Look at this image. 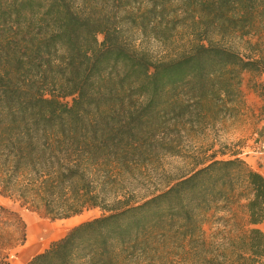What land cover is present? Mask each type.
Returning a JSON list of instances; mask_svg holds the SVG:
<instances>
[{"label": "trees", "instance_id": "1", "mask_svg": "<svg viewBox=\"0 0 264 264\" xmlns=\"http://www.w3.org/2000/svg\"><path fill=\"white\" fill-rule=\"evenodd\" d=\"M182 18L187 53L154 61L131 42L167 43ZM246 71L264 75V0H0V196L52 219L105 211L25 264H160L167 251L188 264L201 260L210 210L245 200L249 222L262 223L264 178L236 154L200 161L142 201L107 197L159 153H179L183 134L232 115ZM251 88L264 100V78ZM25 240L0 205V264ZM246 245L243 264L264 256L259 229Z\"/></svg>", "mask_w": 264, "mask_h": 264}, {"label": "rangeland", "instance_id": "2", "mask_svg": "<svg viewBox=\"0 0 264 264\" xmlns=\"http://www.w3.org/2000/svg\"><path fill=\"white\" fill-rule=\"evenodd\" d=\"M184 23H187V20L182 18L167 43L154 39L150 35L141 36L138 33L132 36L131 42L136 48L147 50L154 61L177 57L187 53L190 47L191 38L186 27L182 26ZM98 39L101 40L102 37L99 36ZM263 78L264 75L260 78L250 72H243L242 98L237 103V108L232 115L218 118L215 123L202 132L183 134L179 143V153L175 155L159 153L157 161L151 166L144 167L139 172L135 171L127 176L124 175L122 181H118L120 184L112 187L108 192L109 201L117 193L121 195L123 192L132 203L142 201L152 194L164 190L181 176L190 173L199 166L198 162L213 156L219 160L230 159L233 154L239 152L237 146L245 145L251 138L261 136L260 132H264V100L251 87L254 82ZM235 203L238 202L234 200L229 204ZM0 205L16 212L25 224L26 240L22 246L9 250L8 264L27 263L32 256L44 251L52 241L64 236L73 226L105 213L104 210L96 207L85 209L69 218L52 219L45 214L42 206H26L17 198L0 196ZM238 210L240 213L242 212L241 207ZM208 213L203 220L202 229L204 224L209 223ZM237 219L238 224H241V214ZM216 221L218 218L212 220V222ZM235 225L236 223L233 222L231 227ZM214 229L211 233L203 231L202 236L205 244L201 260L192 255L188 264H236L238 261L239 264H243L242 258L236 257L234 244L230 243L227 246L221 244L218 226ZM4 232L7 233L8 239L13 240V244L17 234H15L12 222H8L4 226ZM175 257V251H167L162 258L160 257V264H180L179 259ZM243 258L248 259L249 256ZM255 264H264L263 257L258 258Z\"/></svg>", "mask_w": 264, "mask_h": 264}, {"label": "crops", "instance_id": "3", "mask_svg": "<svg viewBox=\"0 0 264 264\" xmlns=\"http://www.w3.org/2000/svg\"><path fill=\"white\" fill-rule=\"evenodd\" d=\"M264 133V132H263ZM260 132L257 138H251L245 145L237 146L239 152L235 153L236 157L242 159L248 166L259 173L264 178V153H256L253 151L254 143L257 139L264 138V134ZM233 158V155L231 156ZM247 201L241 200L235 204H229L225 206L224 209L215 211L210 210L208 213L209 223L204 224L203 231L211 233L214 228L218 226L219 228V242L224 246L234 244L236 257L242 258L251 255V252L246 250V243L249 236V231L252 228H257L262 232L264 227V221L260 224H251L249 222V213L246 207ZM239 207L242 208V212H239ZM242 216V223L238 224V215ZM218 218V221L212 222V220ZM233 222L236 223L235 226L231 227ZM230 236V238H229ZM264 257V256H263ZM239 264V261L236 263Z\"/></svg>", "mask_w": 264, "mask_h": 264}, {"label": "built area", "instance_id": "4", "mask_svg": "<svg viewBox=\"0 0 264 264\" xmlns=\"http://www.w3.org/2000/svg\"><path fill=\"white\" fill-rule=\"evenodd\" d=\"M253 151L256 153H264V138L255 140ZM262 234L264 236V227L262 229Z\"/></svg>", "mask_w": 264, "mask_h": 264}]
</instances>
